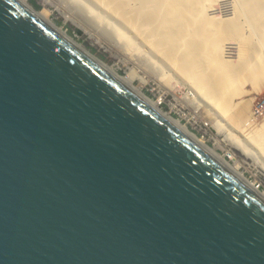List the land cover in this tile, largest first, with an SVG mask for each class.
<instances>
[{
	"label": "water",
	"instance_id": "water-1",
	"mask_svg": "<svg viewBox=\"0 0 264 264\" xmlns=\"http://www.w3.org/2000/svg\"><path fill=\"white\" fill-rule=\"evenodd\" d=\"M0 264H264V200L0 0Z\"/></svg>",
	"mask_w": 264,
	"mask_h": 264
},
{
	"label": "bare ground",
	"instance_id": "bare-ground-1",
	"mask_svg": "<svg viewBox=\"0 0 264 264\" xmlns=\"http://www.w3.org/2000/svg\"><path fill=\"white\" fill-rule=\"evenodd\" d=\"M17 1L35 13L59 36L100 63L140 101L160 113L179 132L193 140L264 200V192L259 190L257 182L251 183L244 173L237 171L233 162L220 152L213 151L180 119L164 112L160 107L162 98L151 99L134 86L135 78L139 83L145 84L143 78L136 77L133 71L121 77L111 67L84 50L49 16L35 12L25 0ZM58 1L63 4L55 7L59 15L78 25L84 24L90 32L94 31L97 36L103 37L105 40H102L107 43L105 48H108L113 57L126 64L140 66L148 75H153L150 78H153L157 87L162 89L163 85H169L168 78L171 75L178 82L192 87L193 99H189L187 94L179 99L172 93L175 102L171 107L177 109L184 103L191 106L195 104L198 119L193 121V126L202 130L198 123L202 117L212 121L217 133L224 136L223 147L229 146V149L240 151L255 162L260 171H264V122L258 126L253 120L249 123L250 126L246 125L239 132L229 121L230 116L233 121L241 117V114L236 113L238 105L244 102L237 100L242 94L240 85L257 76L264 78V0H224L227 10L223 19L209 16L211 8L217 10L211 7L215 0ZM41 2L44 6L54 4L53 0ZM65 12H69L73 19L69 16L67 18ZM239 36L244 37L238 38ZM165 79L168 80L166 85L163 84ZM167 88L169 89L168 86L164 89ZM227 153L230 156L234 154L231 150Z\"/></svg>",
	"mask_w": 264,
	"mask_h": 264
},
{
	"label": "rangeland",
	"instance_id": "rangeland-1",
	"mask_svg": "<svg viewBox=\"0 0 264 264\" xmlns=\"http://www.w3.org/2000/svg\"><path fill=\"white\" fill-rule=\"evenodd\" d=\"M25 1L30 6H32L35 12L44 13L49 16V18L58 27L62 28L70 37H72L78 44H80L84 48V50L86 49V51H88V53L93 55L96 59L100 60L105 65L111 67L114 71L121 75V77L133 71L136 77L143 78L146 81L145 84L139 83V80L137 78H135L133 83L134 86L139 89V91H143L146 96L154 100L157 98H162L163 101L160 107L164 112H167L174 118L180 119L181 122L187 125L192 132L197 134L198 137L204 143L209 145L213 151L220 152L225 158H228L229 161L233 162L237 171L244 173L250 179L251 183L257 182L259 190L264 192V171H260L261 169L258 167V165L255 162H252L246 156H244L240 151L233 148L229 149V146L223 147L222 139L224 138V136L222 133H217L216 127L214 126L212 121L206 120V118L202 117L200 122H198L199 125L202 126V130L197 129L196 126H193V121L198 119V116H196L197 114L195 113V111H197L195 109V104L191 106V104L189 103H184V105L182 104L177 108L179 110H177L175 107H171V105L175 102L172 98V93L175 94L179 99L186 94L189 99H193L194 92H192V87L190 88L188 84L186 85L182 82H178V79L174 77V75H171V77L169 78L167 77L169 82L167 79H165L163 83L166 85L165 82H168L169 85H166V87L168 86L169 89H164L166 88L164 85L162 89L161 87H157V85H155V82L152 80L153 78H150L153 75H148V73L143 71L140 66L132 65L131 63L126 64V62L124 63V61H122L121 59L119 60L113 57L112 54L108 51V48H105V46H107V43L106 41H104L105 39L103 37H101L100 35L97 36V33L95 34L94 31L90 32V29H88V26L86 25H78L75 22H72L71 20H65L63 18L64 16L59 15L55 7H61L63 4L60 3L58 0H53L54 6H44L41 0ZM211 7H213L214 9L216 8L217 10H213L211 8L209 10L210 13L208 12L209 16H215V19H223L226 17L225 13L227 10V5L224 0H215L213 2V6ZM65 14L67 18L69 16L73 19V16H70L69 12H65ZM241 37L239 36L238 38ZM102 38L104 40H102ZM242 39L240 40L242 41ZM255 78L251 80H245L240 85V91L243 95L241 94L240 97L237 98V100H243V103H245V107H247V113L245 117L241 116L240 119L233 121L231 120L232 118L230 116L229 121L237 127L239 132H242L246 125L248 127L249 123L253 120L258 124V126L264 122V78L258 76ZM125 84L130 87L128 83ZM242 104H240V106ZM239 110H241V108H239ZM227 149L231 150L234 154L230 156V154L227 153Z\"/></svg>",
	"mask_w": 264,
	"mask_h": 264
},
{
	"label": "crops",
	"instance_id": "crops-1",
	"mask_svg": "<svg viewBox=\"0 0 264 264\" xmlns=\"http://www.w3.org/2000/svg\"><path fill=\"white\" fill-rule=\"evenodd\" d=\"M239 106H240V104L238 105V107ZM239 108H241V110H239ZM239 108H238V111L236 110L237 111L236 113H239V114H241L242 117L243 116L245 117V115L247 113V111H246L247 107H245V103H243Z\"/></svg>",
	"mask_w": 264,
	"mask_h": 264
}]
</instances>
